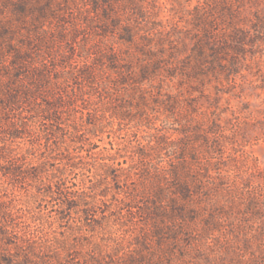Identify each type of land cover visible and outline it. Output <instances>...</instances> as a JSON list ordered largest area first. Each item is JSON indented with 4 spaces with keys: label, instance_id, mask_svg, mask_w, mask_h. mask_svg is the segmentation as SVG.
<instances>
[{
    "label": "clouds",
    "instance_id": "obj_1",
    "mask_svg": "<svg viewBox=\"0 0 264 264\" xmlns=\"http://www.w3.org/2000/svg\"><path fill=\"white\" fill-rule=\"evenodd\" d=\"M112 7L108 20L88 0H51L19 21L3 9L4 254L11 264H264V31L252 28L264 0ZM113 18L112 34L98 35ZM124 26L130 43L117 38ZM237 28L262 39L242 45L231 72L206 45Z\"/></svg>",
    "mask_w": 264,
    "mask_h": 264
},
{
    "label": "rangeland",
    "instance_id": "obj_2",
    "mask_svg": "<svg viewBox=\"0 0 264 264\" xmlns=\"http://www.w3.org/2000/svg\"><path fill=\"white\" fill-rule=\"evenodd\" d=\"M51 0H44L41 3V0H0V38H3L10 32L9 22L5 18L3 9H8V12L16 19L23 20L25 17L32 15L34 12L38 13L39 16L45 15V10L48 8ZM88 2L92 6V10L100 9L101 15L105 20H108L109 14L113 12V3L115 0H88ZM119 25L118 18H113L109 23H102L96 25V29H98V35H111L115 28ZM253 29H257L258 31H264V19L260 17L256 18V23L252 24ZM248 33L242 29H234L233 32L228 36L227 40L221 39L220 41L215 42L212 45H206L208 47L209 55L213 60L217 58H228L231 72L238 71V68L235 66L237 63V56L244 53L243 44H253L256 40L262 39L260 35H256L248 40H245ZM117 38L124 43H130L132 40V32L131 29L127 26L121 28L120 33L117 34ZM23 43V41H20ZM9 50L11 48L9 47ZM194 52L196 56L202 55V49L194 46ZM229 51H231L232 55L229 57ZM248 52L251 54L252 49L249 48ZM17 58L19 57V53H17ZM106 59L109 61V65L112 66L116 57L114 55L107 56ZM16 60H13L15 63ZM143 74V71H142ZM40 78L45 77V73L39 72L35 73ZM47 141H45V144ZM7 171V170H5ZM37 169H32V173L35 174ZM179 191L183 196H187V190L184 187H180ZM75 202H70L69 207H72ZM177 215H181V213L177 212ZM182 218V217H181ZM0 238H3V246H0V260L3 261V264H11V258L4 254L6 251V245L12 244V238L7 237L3 230L0 229Z\"/></svg>",
    "mask_w": 264,
    "mask_h": 264
}]
</instances>
